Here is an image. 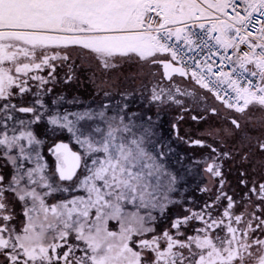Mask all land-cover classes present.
Listing matches in <instances>:
<instances>
[{"label":"snow or ice","instance_id":"1","mask_svg":"<svg viewBox=\"0 0 264 264\" xmlns=\"http://www.w3.org/2000/svg\"><path fill=\"white\" fill-rule=\"evenodd\" d=\"M0 264H264V0H0Z\"/></svg>","mask_w":264,"mask_h":264},{"label":"rangeland","instance_id":"2","mask_svg":"<svg viewBox=\"0 0 264 264\" xmlns=\"http://www.w3.org/2000/svg\"><path fill=\"white\" fill-rule=\"evenodd\" d=\"M125 71L128 72L130 70L126 69ZM81 80H82V82H78V83L72 85L71 90H70V95L68 96L69 99H71V97L73 95H76V96H79L81 100L87 101L91 98V96H93L95 94V86L83 77L81 78ZM139 84H140L139 81L132 82V81L120 80V81L116 82V85L112 89V91L116 92V91H122L124 89H128L129 91H132L133 89H135L137 95H139V92H140ZM116 99L118 100L119 96H117ZM186 103L192 110L183 113L184 118H188V119L186 122H180L178 124V127L182 126L181 128H183L182 131H181V129L179 130V133L183 134L184 136H186L188 138L197 137L200 139H206L208 143L212 142V139L210 137L205 136L204 133L212 127H219L220 126V120L223 117V113H221L220 117H215V116L208 114L207 118L203 122L199 123L198 121H193L192 116H191L192 114L200 115L201 113L198 110L199 108L192 105L190 100L186 101ZM168 111H169V115H170L169 118H176L178 115L181 114L178 109H171ZM160 125L161 124L159 123V127L157 130L162 134V130H164V129H162V126L160 127ZM173 131L174 130L172 128V122H171L170 123L171 136L174 135ZM163 141L166 145L170 146L174 150L175 155L173 156V162H175L178 153H180V157L184 158L183 159V165L184 166H188L192 160L202 158L201 154H192V153H194V151L189 146H187V149L185 150L186 152H183L182 148L180 146H178L176 143L175 144H172V143L169 144V142H168V140H166V138L165 139L163 138ZM178 144H179V142H178ZM182 146L186 148L185 143H183ZM165 150H167V148ZM188 154H190V155H188ZM177 167H181V165L177 164Z\"/></svg>","mask_w":264,"mask_h":264},{"label":"flooded vegetation","instance_id":"3","mask_svg":"<svg viewBox=\"0 0 264 264\" xmlns=\"http://www.w3.org/2000/svg\"><path fill=\"white\" fill-rule=\"evenodd\" d=\"M202 108H203V106L201 105V106L199 107V109H198L199 112L201 113L200 115H205V114L203 113V111H202ZM201 111H202V112H201ZM169 116H170V115H169V111H166V112H162V113H161V118H160L159 123L161 124L160 127L162 126V129H164V130H162V136H163V138H164V139L166 138V140H168L169 144H171V143H172V144H175V143H176L178 146H180V147L182 148V151H183V152H186L185 150L187 149V146H189V147L192 148V150L194 151V153H192V154H201L202 156L205 155V154H207V151H208L207 148H201V147H199V146H192V145H189L188 143L185 142V141H187V140H195V139H200V138H197V137L188 138V137L184 136L183 134H180V133H179V135H180L181 137H183L184 140H178V139H176V133H175V130L173 131V134H174V135L171 136V133H170V123L172 122V125H173L174 123H176V124H177V128H178L179 130L181 129V131H182V129H183V128H181L182 126L178 127V124H179L180 122H186L188 118H184L183 120H180V121L177 122L176 118H169ZM191 116L193 117V116H198V115H197V114H192ZM192 120H193V119H192ZM204 120H205V119H204ZM204 120H193V121H198L199 123H201V122H203ZM165 136H166V137H165ZM178 142H179V144H178ZM183 143H185L186 148L182 146ZM210 143H212V142H210ZM190 154H191V153H190ZM190 154H188V155H190ZM177 156L180 157V153H178ZM200 157H201V156H200ZM200 157H199V158H200Z\"/></svg>","mask_w":264,"mask_h":264}]
</instances>
